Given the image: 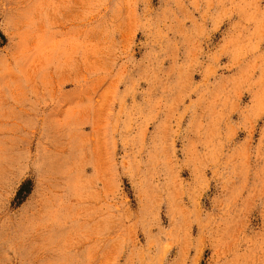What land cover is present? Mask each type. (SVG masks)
I'll list each match as a JSON object with an SVG mask.
<instances>
[{
    "label": "rangeland",
    "instance_id": "374dc122",
    "mask_svg": "<svg viewBox=\"0 0 264 264\" xmlns=\"http://www.w3.org/2000/svg\"><path fill=\"white\" fill-rule=\"evenodd\" d=\"M0 264H264V0H0Z\"/></svg>",
    "mask_w": 264,
    "mask_h": 264
}]
</instances>
